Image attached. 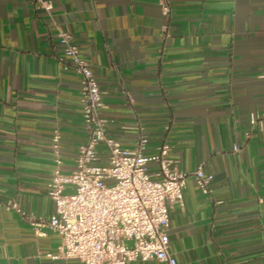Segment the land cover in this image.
Here are the masks:
<instances>
[{"label": "crops", "instance_id": "1", "mask_svg": "<svg viewBox=\"0 0 264 264\" xmlns=\"http://www.w3.org/2000/svg\"><path fill=\"white\" fill-rule=\"evenodd\" d=\"M47 1L0 0V264H81L49 257L60 238L42 225L54 211L52 135L64 173L86 140L58 30L88 62L121 146L166 141L180 171L212 176L208 194L188 177L169 207L176 264H264V125L249 124L264 114V0Z\"/></svg>", "mask_w": 264, "mask_h": 264}, {"label": "built area", "instance_id": "2", "mask_svg": "<svg viewBox=\"0 0 264 264\" xmlns=\"http://www.w3.org/2000/svg\"><path fill=\"white\" fill-rule=\"evenodd\" d=\"M36 2L46 11L51 7L47 0ZM162 13H167L165 5ZM57 37L64 54L59 62L79 77L86 140L77 147L74 169L64 173L60 169L59 135L51 137L55 167L46 193L54 211L42 225L56 233L60 243L58 254L48 256L75 259L81 264H127L150 259L176 264L168 249L169 207L182 204L188 177L201 193L208 194L212 176L204 174L201 166L190 173L180 171L169 156L171 148L166 141L150 152L145 138H139L132 148L121 146L108 133L112 119L102 113L98 82L88 62L79 57L69 33L58 30ZM249 124L250 130L264 125V114H253ZM100 145L106 154L103 161L99 160ZM67 188L69 192H65ZM6 206L23 214L15 202L8 201ZM29 220L37 228L42 226L34 217Z\"/></svg>", "mask_w": 264, "mask_h": 264}]
</instances>
